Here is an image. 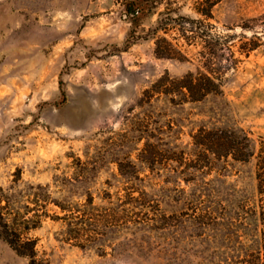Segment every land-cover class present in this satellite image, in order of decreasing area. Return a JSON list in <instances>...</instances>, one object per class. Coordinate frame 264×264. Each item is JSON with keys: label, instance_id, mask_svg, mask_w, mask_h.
<instances>
[{"label": "rangeland", "instance_id": "obj_1", "mask_svg": "<svg viewBox=\"0 0 264 264\" xmlns=\"http://www.w3.org/2000/svg\"><path fill=\"white\" fill-rule=\"evenodd\" d=\"M130 1L0 0V188L15 207L35 209L36 187L48 194V217L29 236L49 264H230L258 246L254 161L202 172L148 161L156 150L189 152L199 128L264 141V0H219L212 18L196 13L198 0H161L136 16ZM160 19L167 33L155 31ZM197 19L208 41L235 38V70L221 51L222 92L141 103L162 75L201 65V46L179 36ZM160 37L184 59L157 57ZM128 193L140 202L122 204ZM53 201L95 213L102 234L80 246ZM0 264L28 262L0 241Z\"/></svg>", "mask_w": 264, "mask_h": 264}, {"label": "trees", "instance_id": "obj_2", "mask_svg": "<svg viewBox=\"0 0 264 264\" xmlns=\"http://www.w3.org/2000/svg\"><path fill=\"white\" fill-rule=\"evenodd\" d=\"M159 1L161 0H131L128 4L129 14L136 16L145 8L157 4ZM218 1L198 0L196 13L200 17L212 18V8ZM165 22L163 19L158 20L155 31L167 33V29L164 27L166 26ZM190 24H193L192 34L188 36L182 31L179 36L187 45L201 46V65L195 72H187L179 78H172L168 74L162 75L143 92L141 103L150 102L153 97L160 95L170 97L169 100L172 103L200 102L209 95H218L222 92L226 82L225 70H228V67L221 66L223 59L221 51H226L229 54V69L235 70L240 61L235 57L233 50L235 38L225 36L224 41L221 42L220 36H214L212 41H208L207 35L202 31L200 19L190 21ZM243 45L244 43H242ZM242 46L237 48V52L240 54H248L249 51L256 48V45H249L246 49ZM154 53L160 58L180 61L184 59V55L178 46L172 44L165 37L155 40ZM191 138L192 148L189 152L184 150L178 152L165 151L162 154L155 149V152L150 153L151 161H148L149 164H157L156 158L160 156L165 162H175L178 166L183 167V171L202 172L204 170L213 171L220 164L226 166L230 160L238 163L254 161L257 200L256 207L252 212L258 218V246L253 250L244 248L230 264H264V141L261 140L258 145H255L245 131L223 128H199ZM36 190L38 192H33L27 199L28 203L34 205L33 208L35 209H32L27 204L22 205V207H15V202L0 188V241L8 245L19 257L26 259L28 264H49L48 260L39 254L37 240L29 236L30 231L40 227L42 217H48L46 211H40V208L48 202V194L39 192L42 191L41 187H36ZM118 200L122 204L138 203L140 197L128 193L118 197ZM92 203L93 199L90 196L86 207L91 206ZM53 204L64 213L63 217L55 215V218L64 219L67 226L70 227V233L77 235L73 238L82 242L79 243L80 246L92 242L102 234L93 226L95 213L92 211L86 209L73 212L72 209H69L71 207H64L63 204L56 201H53ZM21 208L24 212H21ZM30 213L32 214L29 216ZM74 213H78L80 216H75ZM124 213V209L116 212L118 215Z\"/></svg>", "mask_w": 264, "mask_h": 264}]
</instances>
